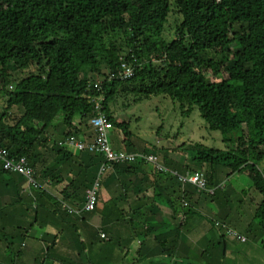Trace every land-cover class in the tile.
Returning a JSON list of instances; mask_svg holds the SVG:
<instances>
[{"label":"trees","instance_id":"1","mask_svg":"<svg viewBox=\"0 0 264 264\" xmlns=\"http://www.w3.org/2000/svg\"><path fill=\"white\" fill-rule=\"evenodd\" d=\"M173 11L181 19L169 41L163 33ZM123 63L132 66L131 77H121ZM0 85V147L25 157L40 185L29 188L34 224L41 223L43 206L54 203L43 183L63 182L75 162L67 141L93 138L91 121L103 113L112 125L111 147V130H119L128 150L113 149L154 156L168 172L154 166L158 175L192 187L180 177L199 175L206 190L194 189L209 197L223 188L222 172L247 178L263 198L254 222L264 248V0H0ZM131 92L165 95L185 116L196 107L208 128L221 133L224 148L196 145L185 173L164 166L156 148L136 152L128 123L109 108ZM59 115L62 127L55 125ZM82 128L87 138L79 137ZM50 153L56 154L52 163ZM79 153L106 162L101 154ZM138 159L114 165L147 163ZM81 169L70 186L72 197L85 191L83 205L93 183L89 166ZM9 175L26 181L0 168V176ZM139 236L135 231L133 239ZM0 237L14 260L20 253L14 239L7 244V232Z\"/></svg>","mask_w":264,"mask_h":264},{"label":"crops","instance_id":"2","mask_svg":"<svg viewBox=\"0 0 264 264\" xmlns=\"http://www.w3.org/2000/svg\"><path fill=\"white\" fill-rule=\"evenodd\" d=\"M115 132L120 131L114 129L110 137ZM119 134L114 138L119 140ZM79 135L87 138L88 133L82 128ZM112 146L128 150L123 139L122 145ZM65 149L75 162L63 173V182L43 183L54 203L43 206L41 223L34 224L35 191H30L20 176H0V232H7V244L11 237L16 244L13 247L20 250L13 260L6 240L0 237V263L264 264L263 234L259 226H254L263 199L257 191L250 198L244 190L232 189L209 197L190 185L184 187L174 178L158 175L152 164L138 161L128 167H116L98 156L86 157ZM156 153L168 169L185 173L187 166H181L162 150ZM55 158L56 154L50 153V163ZM87 166L88 183L97 179L100 182L96 208L93 212L70 214L63 204L81 209L85 194L84 191L72 197L74 188L70 184L77 171ZM224 177V172L217 177L223 179V187ZM232 191L237 207L231 202ZM65 196L69 197L66 202ZM183 199L189 208L182 207ZM222 226H228L246 241L227 234ZM11 227L14 232L7 230ZM135 231L140 236L133 239Z\"/></svg>","mask_w":264,"mask_h":264},{"label":"rangeland","instance_id":"3","mask_svg":"<svg viewBox=\"0 0 264 264\" xmlns=\"http://www.w3.org/2000/svg\"><path fill=\"white\" fill-rule=\"evenodd\" d=\"M180 19V16L174 11L170 14L163 33L165 39L170 41L175 36V27ZM3 104L0 85V113H2ZM109 108L120 122L128 123L135 150L141 151L145 146L156 148L165 152L181 166H192L196 145L216 149L224 148L221 133L208 128L196 107L189 115L185 116L179 104L165 95L145 98L139 92L121 93ZM14 109L21 111L18 108ZM55 125L63 126L61 115L57 117ZM117 133L121 132H115L110 137L112 145L115 143L122 145L123 136L121 134H119V140L114 138ZM228 178L227 180L225 174L226 181L224 187L218 192L219 194L229 193V189L244 190L247 197L250 198L251 194L256 192V190H251L252 186L247 178L236 175H230ZM233 191L231 202L237 207L238 201L236 195H233ZM247 201L250 203L249 199ZM257 225L258 222H254V226Z\"/></svg>","mask_w":264,"mask_h":264},{"label":"built area","instance_id":"4","mask_svg":"<svg viewBox=\"0 0 264 264\" xmlns=\"http://www.w3.org/2000/svg\"><path fill=\"white\" fill-rule=\"evenodd\" d=\"M122 78H128L133 75L132 66L122 64V71L120 73ZM97 109H100V106L97 105ZM92 127L94 129V137L88 139V141L77 140L75 138H70L67 141V145L78 152L88 151L93 154H101L104 156L105 161L110 164H123V163H133L138 158H142L147 163L153 164L155 167L167 172L166 169L158 165L157 159L154 156H145V155H134L129 154L123 151L114 150L109 141L107 132L112 128L111 123L106 118L103 113H99V116L92 119ZM0 168L22 175L28 184L29 188H38L40 185L35 178V172L30 167L28 160L25 157H13L10 153L0 147ZM168 173V172H167ZM180 180L185 183H190L198 189V191L206 190V182L199 175H192L189 178L180 177ZM100 189L99 179L95 180L92 186L86 191L84 203L82 208L79 210L72 209L66 204H63L64 209L70 214H77L81 212H93L96 208L98 201V192ZM213 193V191H211ZM185 205H187L185 203ZM222 229L226 231L227 234L235 237L241 242H245L246 239L235 231L231 230L228 226H222ZM104 237V235H102Z\"/></svg>","mask_w":264,"mask_h":264}]
</instances>
